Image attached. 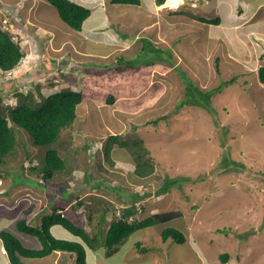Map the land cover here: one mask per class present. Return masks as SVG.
I'll return each instance as SVG.
<instances>
[{
    "label": "rangeland",
    "instance_id": "rangeland-1",
    "mask_svg": "<svg viewBox=\"0 0 264 264\" xmlns=\"http://www.w3.org/2000/svg\"><path fill=\"white\" fill-rule=\"evenodd\" d=\"M149 1L76 0L91 10L76 31L46 0H0V29L25 55L12 71L0 70V111L6 115L4 106L16 105V92L32 91L37 102L68 87L81 90L74 124L50 147L66 162L47 183L51 191L58 193L52 185L57 182L64 187L58 194L68 201L86 189L90 193L92 180L110 178V189L130 200L115 205L132 203L137 193L145 196L136 202L139 219L182 213L133 233L110 258L101 242L106 225L88 227L98 238L86 248L95 252L87 264H264V85L258 79L264 66V0H199L196 6V0H186L173 12L158 9L163 5L150 12ZM199 17H219L221 24ZM130 40L128 52L102 59ZM197 87L213 93L211 111L187 104ZM114 134L131 146L115 144L107 156L104 146ZM17 137L16 149L0 166V199L7 197L0 201V227L15 234L8 207L32 203L41 210L49 202L40 170L31 169L43 166L47 147L35 146L24 130ZM145 151L154 172L140 178L134 158ZM77 171L90 178L73 179ZM166 179L171 191L158 196ZM167 226L181 230L186 242H163ZM17 238L27 248L41 244L30 235ZM222 254L229 255L225 263Z\"/></svg>",
    "mask_w": 264,
    "mask_h": 264
},
{
    "label": "trees",
    "instance_id": "trees-1",
    "mask_svg": "<svg viewBox=\"0 0 264 264\" xmlns=\"http://www.w3.org/2000/svg\"><path fill=\"white\" fill-rule=\"evenodd\" d=\"M46 1L57 9L60 19L76 31L82 30L85 20L91 15V10L89 8L72 0ZM164 1L165 0H158L157 5H162ZM111 2L114 4L140 5L139 0H111ZM199 20L203 23L211 25L221 24L219 18L207 19L199 17ZM24 57L25 55L21 50V47L13 40L10 33L0 29V70L3 73L12 71L19 65ZM258 79L259 82L264 85V66H261L258 69ZM232 81H235V78H233ZM228 82H226V84H228ZM223 84H225V82H223L222 85ZM219 88L220 87H217L216 90ZM195 91L196 94H193L190 97L187 104H198L211 111L209 100L213 93L211 91L203 92L198 87ZM34 96L35 94H33L32 91L27 93L16 92L14 95L17 99L16 105L14 107L7 105L4 106L7 112L6 115L0 111V166L6 163V158L16 149L18 142L17 131L24 130L30 135L35 146L44 148L47 147L43 166L40 168L32 167L31 169L40 170L39 183L41 187L51 191V188L47 185V183L49 184V182L54 178L56 172H62L66 169V162L63 158H61L56 148L50 147L54 146L58 142L61 138L63 130L74 124V121L77 118L76 110L78 105L82 103L83 93L77 88L72 89L68 87L51 93L48 96L42 95L41 99L37 102L35 101ZM113 100L114 98L111 97V99L108 98L107 101L108 103H112ZM0 104H2L1 97ZM115 144L121 148H129L131 146L127 141L121 139V135H110L108 136L106 145L104 146L107 156H109L112 146ZM139 144L140 142H134L135 146H138ZM145 154L146 151L143 154L139 153L135 155L134 158L136 164L135 174L140 178L147 177L154 172V166L147 159L143 158ZM71 176L73 179L78 181L82 179H79L77 176H73L72 173ZM82 177L84 180L86 178H90V176L87 177V173L85 171ZM105 179L108 181L103 180V182H97L96 187H91L95 190V192L103 191L107 196H110V200L112 201L110 207L106 204L101 206L102 208L104 207L101 211L103 218H100L99 222V225L106 224V214H108V212L110 213L111 218L104 229L105 231H100L102 232L101 234L103 237L101 242H103V245L107 248L105 252L107 258H110V256L116 253L119 250L120 244H122V242L133 233L157 224H165L182 215L180 212L169 211L165 213H156L143 219H139L138 215L140 212L138 211L139 208L136 206V202L143 200L145 196H141L137 193V196H134L132 203L124 204L123 206L115 205L119 204L118 202H130V200H127L129 197L117 196L114 193L115 191H113L116 188L110 189V184L108 183L110 182V178ZM171 182H174V180ZM64 183L67 184V182ZM103 183L105 185H103ZM55 184L56 187L59 186L57 182L52 185L55 186ZM119 186L120 189L123 187L122 185ZM168 187L166 179L165 184L157 192L158 196L165 192L169 193L171 189ZM62 189L60 188V192H62ZM115 196L116 198H114ZM102 202L108 203L107 200H102ZM80 203L84 204L85 201H80ZM32 209L33 206H30L21 213L16 227L20 233L38 238L41 242V249L37 250L27 248L14 233L7 230H1L0 239L6 251L9 264H26V261H23L24 258L29 260L44 258L56 251L74 253L75 264H87V252L85 246L77 241L55 238L51 233V228L55 225L63 226L71 234L80 237L90 248L97 245L98 237L95 236L94 233L88 232L81 226L72 222L66 216H63L59 213V209L55 208L50 214L42 217L40 225L33 226L28 224L27 216L30 214ZM88 211L87 217L92 224L94 210L92 207L88 206ZM96 227L94 228L96 229ZM161 238L163 242H166L168 239H172L179 244H183L187 240L185 234L181 230L170 226L162 229ZM137 245V247H139L140 243H137ZM228 256V254H222L220 256L223 263L227 261Z\"/></svg>",
    "mask_w": 264,
    "mask_h": 264
},
{
    "label": "crops",
    "instance_id": "crops-1",
    "mask_svg": "<svg viewBox=\"0 0 264 264\" xmlns=\"http://www.w3.org/2000/svg\"><path fill=\"white\" fill-rule=\"evenodd\" d=\"M72 1L76 2V0H72ZM200 2L201 1L198 0V2H196V4L199 5ZM205 2L207 3L208 1L206 0ZM211 3L216 4V3H218V1L214 0V2H211ZM243 3L246 5V2H243ZM157 4H158V0H150L149 1L150 12L154 11L155 7H158ZM184 5H182V7L178 11L182 10ZM204 5H205V3H203V5H202L203 9L206 8V5H205V7H203ZM88 7L89 6H87V8ZM158 9H160V7ZM171 12H173V10H171ZM217 18H219V17H217ZM197 19L199 20V18H197ZM214 26H218V25H214ZM132 45H133V42L131 43V40H130L126 44H124V46L122 45L121 48H114V50H112L111 53L109 51L107 54H104V55L101 54L102 59L108 60V58H110V56H113L114 53H116L118 51L128 52L130 49H132ZM96 57H99V56H96ZM114 164L115 163L112 164L113 165L112 167H115ZM74 176H77L80 179V178H82L83 173L76 172V174ZM92 178L93 179L95 178L93 176V174H92ZM103 180H106V179H103L102 177L100 179H97V180L94 179V181L92 180L90 182V185L92 187L93 186L96 187V183L97 182L100 183L101 181L103 182ZM64 181L65 180H63V185L65 184ZM55 187H56V184H55ZM92 187L91 188L88 187L91 189L90 193H87V189H86L85 192H83V194L81 196L75 197L74 199H70L67 201V199L63 195L58 194V193H60V185H59L56 187V188H58V193L55 189H54V191L48 190V193H47V194H49L48 205H47V207H45L41 210L38 209V207H36L32 203L28 204L26 208H24L25 205H23L20 208V210H18V208H19L18 203L14 202V204H13L14 207L13 206L8 207V209H7L12 215L11 222H12V225L14 224L15 230L17 232L16 234L15 233L14 234L18 237V234L20 232L17 230V227H16L17 221L19 220L21 213L30 206H33V209L30 212V214L27 216V223L31 224V225L34 222H36V223H38V225H40L42 217L50 214L55 208V209H59L58 210L59 213H61L63 216H66L72 222L81 226L86 231H87V228L90 226L96 227V225H98L100 222V218L101 219L103 218V214L101 215V211L104 207L102 208L101 206H103V204H106L110 207V203H112V201L110 200V196H107L103 191H96L95 192V190H93ZM57 194L59 195L58 198H56ZM86 197H87V199H86ZM5 200H7V197L0 199L1 202H7ZM102 200H107L108 203H103ZM80 201H85V203L81 204ZM88 204H92V208L94 210V217H93V223L92 224L90 223V220H88V217H87ZM93 204H94V206H93ZM96 204L100 205V207L95 208ZM106 217H107L106 220L108 223L110 221V218H111L109 212H108V214H106ZM107 223L105 224L106 226H107ZM35 226H37V225H35ZM62 227L63 226H61V225H55L51 228V233L53 234V236L55 238L60 239L58 237V234H60V235L64 236V238H67L66 240L81 242L82 239L80 237L71 234L68 230H67L68 232L65 230L68 234H66L65 231H64L65 233H62L63 232V230L61 229ZM1 230H3L2 227H0V231ZM20 234H22V233H20ZM24 235H26V234H24ZM61 240H64V239H61ZM82 242H83V240H82ZM83 244L85 246V249L88 248V246L84 242H83ZM30 249H32V248H30ZM34 249H37V250L41 249V244L36 246V248H34ZM86 252H87V261H88V263H90V261L92 262V260H93V256H94L95 252H92L89 249L88 250L86 249ZM90 252H92V253H90ZM23 261H26V264H75V254L70 253V252H66V251H56L53 254L46 256L44 258H36V259H30V260L24 258ZM0 264H9V260H8V257H7V254H6V251L4 249V246H3L1 239H0Z\"/></svg>",
    "mask_w": 264,
    "mask_h": 264
},
{
    "label": "built area",
    "instance_id": "built-area-1",
    "mask_svg": "<svg viewBox=\"0 0 264 264\" xmlns=\"http://www.w3.org/2000/svg\"><path fill=\"white\" fill-rule=\"evenodd\" d=\"M197 1L198 0H196L195 3H193L194 6H196ZM183 3L185 4L186 0H183ZM164 4H166V8L173 10V11L179 10L182 7V4H179L178 0H166V1H164V3L162 5H164Z\"/></svg>",
    "mask_w": 264,
    "mask_h": 264
},
{
    "label": "bare ground",
    "instance_id": "bare-ground-1",
    "mask_svg": "<svg viewBox=\"0 0 264 264\" xmlns=\"http://www.w3.org/2000/svg\"><path fill=\"white\" fill-rule=\"evenodd\" d=\"M165 1H166V0H165ZM178 1H179V4H182V5L184 4V3H183V0H178ZM159 7H160V9H161V8H164V7H166V4H164L163 6H159Z\"/></svg>",
    "mask_w": 264,
    "mask_h": 264
}]
</instances>
